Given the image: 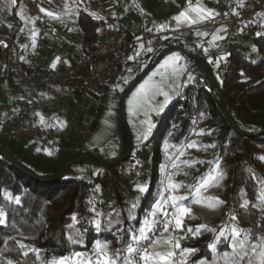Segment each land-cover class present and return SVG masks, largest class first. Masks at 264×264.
<instances>
[{
  "label": "trees",
  "instance_id": "16d2710c",
  "mask_svg": "<svg viewBox=\"0 0 264 264\" xmlns=\"http://www.w3.org/2000/svg\"><path fill=\"white\" fill-rule=\"evenodd\" d=\"M12 9L16 10L15 2ZM77 23L83 40H96L105 20L82 9ZM165 43L183 46L179 41L167 40ZM226 44L230 50L221 87L227 108L236 120L235 113L257 120L261 108L264 109V34L253 36V47L259 52L258 55L250 54L235 40L231 39ZM156 57L157 54L153 53L139 55L136 61L121 70L114 84L119 95L117 118L121 93ZM146 58L147 61H144ZM141 63L146 64L141 66ZM200 77L202 80H199ZM200 77H194L185 97L178 96L168 106L145 141L140 142L132 131V152L116 165H88L95 169L82 175L74 173L72 169L73 173L69 172L62 180L44 182L27 175L0 154V210L5 217V223L0 224V264H7L8 261L14 264H41L42 257L49 263L68 257L74 251L92 252L97 244H106L108 254L118 255L117 264H124L126 258L130 264L131 253L127 252L129 240L133 234H138L149 211L159 201L163 184L162 168L175 158L179 144L194 132L199 123L203 132L219 131V142L211 158L213 162H219L220 171L227 179L222 194L224 214L226 217L235 216V227L247 230L237 240L248 235L245 248L249 251V259L253 258L254 254L248 246L257 243L258 237H264V206L254 207L263 180L257 178L254 162L257 156L264 154V135H243L232 127L221 110L218 91L209 86L204 75ZM193 87L198 90L195 98L192 97ZM241 126L251 132L259 131L248 124ZM0 142L39 174L58 171L70 154L62 156L60 151H53L49 160L41 159L33 164L21 155V146L17 145L19 142ZM89 151L103 156L97 147L89 148ZM114 157L116 155L107 158ZM130 183L139 184L146 191L140 192L138 186L133 189ZM8 194H11V198ZM16 197H19V202ZM245 200L249 202L248 206L242 208ZM133 204L135 207H132ZM202 222V216L192 211L185 216L183 229L195 230ZM205 226L197 233L199 237L194 242L183 243V246L196 250L186 260L187 264L239 263L242 260L239 256L230 255L227 261L223 257L224 253L233 251L231 236L228 240L221 237L213 254L208 246L216 236L204 240L208 233V226ZM167 234L158 239L152 252H157L162 246L169 247ZM21 244L27 247L21 248ZM25 252L27 255L23 254Z\"/></svg>",
  "mask_w": 264,
  "mask_h": 264
},
{
  "label": "built area",
  "instance_id": "2783aa9c",
  "mask_svg": "<svg viewBox=\"0 0 264 264\" xmlns=\"http://www.w3.org/2000/svg\"><path fill=\"white\" fill-rule=\"evenodd\" d=\"M39 14L41 20L39 37L34 47L28 48L24 43L18 41L13 35L0 34V57L3 58L16 81L21 85L19 104L16 111L0 122V132L7 140L12 142H30L36 149L46 154L47 151H59L60 137L57 129L52 123H42L34 111L38 103L39 90L43 85L54 86L62 81L67 74L78 71H85L87 79V89L95 88L101 84H115L123 68L130 65L126 61V54L131 46L140 40L150 45L152 50H161L167 40L186 41L192 38L193 27H179L171 31H158L153 28L145 31L140 39L125 38L124 26L121 23L119 11V0H95L99 2L100 10L104 14L105 23L99 28L96 40H83L75 56L62 51H46V39L53 38V20L47 15V0H28ZM213 12L218 13L210 19H204L201 26L209 31L223 28L224 33L220 37L218 44L224 45L233 39L236 31L244 26L253 36L264 34V0H207ZM43 8L45 11H41ZM117 12L116 17L110 13ZM60 29L64 28L59 24ZM259 33V35H258ZM196 54L205 58V54L197 50ZM55 67H52V65ZM187 72L193 76H202L195 61L187 66ZM189 87V86H188ZM188 89V88H187ZM187 89L180 93L179 97L186 96ZM198 95V90L193 87L192 97ZM200 130L199 124L193 133H190L179 144V149L183 150L193 140L196 132ZM249 154L247 150V155ZM174 165L170 162L166 165L163 174V184L159 201L169 200L171 196L179 197L180 192L169 188V176L174 172ZM178 204V201L176 202ZM171 214L175 209L171 202L166 205ZM171 218V217H170ZM157 219L163 220V216L158 215ZM166 233L171 235V251L175 253L169 259L175 264L187 260L186 254L181 255V247L175 248V243L180 245L178 240L181 234L179 228L175 227L173 219L167 232L164 231L163 223H158L155 230L150 233L151 240H158ZM138 235V234H137ZM150 241L140 242L141 250L147 248ZM129 245H138L129 240ZM152 251V248L150 249ZM97 253L93 252L90 259L95 261ZM88 259V258H87ZM86 261V259H85ZM249 257H244L238 264H248ZM143 264L139 254L131 253V264Z\"/></svg>",
  "mask_w": 264,
  "mask_h": 264
},
{
  "label": "rangeland",
  "instance_id": "374dc122",
  "mask_svg": "<svg viewBox=\"0 0 264 264\" xmlns=\"http://www.w3.org/2000/svg\"><path fill=\"white\" fill-rule=\"evenodd\" d=\"M48 5L47 9L51 10L54 13H59V15H63L66 11H68L67 5H69L71 2H66L64 4V9L60 7H56V1L54 0H47ZM73 3V16H69L66 18L68 21V26L70 28V31L75 32L77 37L81 38V32L78 28V25L75 20V16L77 11H80L82 9L87 10L84 6H82L78 0H71ZM172 2L173 0H132V3H129L130 0H124L121 4V15H122V23L125 25L134 35L141 34L145 29L149 28H156L160 25H164V29L168 27H182V26H188L190 27V22L185 21L183 18L178 23L174 17H176L180 12H186V14L192 15L194 19L199 22L203 23L204 16L201 14L200 11L197 10H212L211 5L209 2H205L204 0H199L195 2L194 0H190L191 5L187 4V0H176L179 3L178 8L168 9L167 4L169 2ZM13 2L16 3V10L13 12L11 11V4H8L7 0H0V6L5 10V14H8L11 18H20L23 22L20 26V33H23L26 38L22 39L23 43L29 47H34L35 42L37 38L39 37L40 32V26H41V20L39 17V14L35 12L33 9V6L30 2L24 1V0H13ZM65 2V1H64ZM98 4H93L92 9L88 10L92 15L97 17L104 18V14L101 12L100 8L97 6ZM31 6V7H30ZM63 8V7H62ZM66 9V10H65ZM1 11V10H0ZM13 12V13H12ZM11 13V14H10ZM61 13V14H60ZM1 14V12H0ZM112 17L117 16V12L110 13ZM5 20L0 17V33H5L3 30V27H6L11 24L10 21L7 23L4 22ZM244 27V26H243ZM220 29V28H219ZM203 30V32L206 30V28H200V31ZM208 30V29H207ZM242 45L246 51H248L250 54L252 53V50H255L253 47V35L248 32L245 28H242ZM194 35L198 30L193 29ZM202 32V31H201ZM205 33V32H204ZM30 39V42L29 40ZM190 40L186 41H180L184 49L194 51L196 50L194 48V44H189ZM78 42V41H76ZM200 43L199 40H194V43ZM82 42H78L79 45H81ZM138 43H135L132 48H137ZM132 51V50H130ZM130 51L127 52L126 58L129 59ZM158 55L159 52H156ZM5 61V60H4ZM0 60V71L11 73L9 67L6 66V61L4 62ZM6 63V64H5ZM151 72V71H150ZM217 76L216 78L220 80L217 73H215ZM64 79L66 80L65 83H58L53 86V90L55 93V106L53 109V124L55 127L60 131V133H64V135L70 136V139L72 142H77L79 139L84 140V138H87L88 135L91 134V130L89 129L91 127V124L93 123L95 117L98 115H104L108 111V94H107V88L110 86H113V84L105 83L101 84L99 86H96L92 89H87V79L85 76L84 71H78L74 74H68L64 76ZM161 84V87H158L156 91H153V95L156 97L159 93H166L167 92V81H161L159 82ZM162 84H164L162 86ZM139 86V85H138ZM136 87L132 92H138L139 87ZM74 90V93H73ZM137 94V93H136ZM75 96V97H74ZM155 97L147 98V99H141L139 103V114L140 118L138 120L139 124H146L150 121L153 122V125H156V122L160 120V117L162 116L165 109V96L163 95V99L161 103L155 102ZM168 101V97H167ZM168 108V106H167ZM237 120L239 121V124L250 125V128L254 130H261L264 129V109L261 108V113L259 119L255 120L252 119L246 115H241L240 113L234 114ZM159 119V120H158ZM157 122V124H158ZM146 131H149L152 127V125L143 126ZM199 127L201 128V123H199ZM202 133V134H201ZM0 140L4 143H9L6 136L2 133H0ZM198 140H201V144L199 145L200 151H207L209 153L205 154L204 156H207L211 158V155L213 152H215L217 148V143L219 142V131L209 130L207 132H203L202 129L198 130L196 134L194 135L193 140L189 143L192 144L193 142H197ZM188 144V145H189ZM187 147L183 150L178 149L177 154L175 158H173L170 162L174 165L175 169L172 175L169 176V181L172 183L178 185L176 190L180 192L179 197H186L189 198L185 202L183 200H178V205H184L185 207H188L192 211L198 212L202 216V225L208 226V233L205 235L204 240L212 239L213 237L217 236L219 234V231L224 226H234L235 223L234 220L231 217H226L224 214V203L215 205V206H208L207 204V198H219V200L223 201L222 194L224 192V186L226 183V176H223V179L219 181V184H210L207 187L201 188L199 193L196 192V188L202 183L203 179L207 177L208 175H205L203 179L200 181V176L193 175V180H191V175L187 172V167H178L179 160L178 157H182L183 162L189 158V160H193L191 156L193 147ZM214 145V146H212ZM196 150V149H194ZM252 150H255L254 147H252ZM259 157H264V154L257 156L256 161L254 162L255 170H257V178L259 180H262L264 182V161H262ZM212 159V158H211ZM169 162V163H170ZM213 162V160H212ZM168 164V163H167ZM191 165H195V162L192 161ZM81 165H77L73 168V172H75V169ZM166 165L162 168V176L161 180L163 183V174L165 170ZM70 171V173H73ZM259 172V173H258ZM196 180H199L198 183H196ZM136 186H140L139 184L130 183L131 188H136ZM261 187V186H260ZM184 194V195H183ZM191 200V201H190ZM194 200H201L202 203H195ZM190 201V202H189ZM224 202V201H223ZM186 203H189V205H186ZM152 210V209H151ZM150 210V211H151ZM149 211V213H150ZM176 215L179 212L177 209H175ZM179 216H181L179 219L182 220V227L179 228L181 234L178 237V240L180 242L181 249H194L193 247L189 246H183V243L188 242H194L199 235L195 234L193 235V232H189L188 230L183 229V220L186 216V214L179 213ZM148 219H151V217L148 215ZM219 228V229H218ZM215 229V231H212ZM168 240L170 239L171 235L168 233ZM164 238V237H163ZM161 239V238H160ZM169 247H160L157 251V253H165L169 252L172 249V244L169 243ZM195 250V249H194ZM96 252V249L92 252H77L74 251L71 255L68 256V258H71L70 264H77L76 258L74 257L75 253H82L83 256L80 258L81 260H87L89 259L90 255ZM196 250L190 254H186V259L189 260ZM98 254V253H97ZM41 264H49L45 261V258L42 257L40 260ZM131 264V263H130ZM161 264H172L169 260L167 262H161Z\"/></svg>",
  "mask_w": 264,
  "mask_h": 264
},
{
  "label": "crops",
  "instance_id": "0c3cea01",
  "mask_svg": "<svg viewBox=\"0 0 264 264\" xmlns=\"http://www.w3.org/2000/svg\"><path fill=\"white\" fill-rule=\"evenodd\" d=\"M28 1V0H24ZM56 1V7H60L63 11L64 9V4L66 2H69L68 0H54ZM65 1V2H64ZM79 3L87 8V10L92 9L94 1L95 0H78ZM124 0H119L118 1V6H119V11L121 8V4ZM195 2L199 3V0H194ZM205 2H208L207 0H204ZM8 4H11L12 8V3L13 0H7ZM29 2V1H28ZM70 4L67 5L68 11H66L63 15H59V13H54L51 10L47 9L48 12H51L54 14V16H51L53 20V38L52 41L46 39V44H45V50L48 52H53V51H62L70 56H75L78 52V49L81 45L78 44V42L83 41L82 37V32H81V38L77 37L75 32L70 31V28L68 26V21L66 20L67 17L73 16V3L70 0ZM97 3L98 7L100 8L99 2L95 1ZM129 3H132V0H130ZM187 4L191 5L190 0L186 1ZM31 7V6H30ZM63 7V8H62ZM179 7V3L176 0H173L172 2L170 1L167 4L168 9H175ZM0 17H2L5 21L8 22L10 21L11 24L3 27V30L5 33H0L4 35L11 34L13 35L18 41L22 42V39L26 38V36L23 33H20V26L22 25V21L20 18H11L8 16V14H5V10L0 6ZM66 10V9H65ZM13 11V9H11ZM14 12V11H13ZM12 12V13H13ZM80 11H77L75 16V20L77 23V17L79 15ZM11 14V13H10ZM121 14V11H120ZM69 15V16H68ZM192 20H195L192 15L187 14ZM207 13H205V16ZM55 17V18H54ZM122 18V15H121ZM122 23V20H121ZM202 23V22H201ZM201 23L196 22V23H190V27H193L194 25L197 27L195 30H198V32L195 33L193 32V29L191 31L192 33V38L188 42L189 44H194V48L196 50L190 51L186 50L191 53V54H196L197 50L202 51L205 54V59L207 62L211 65L210 68L212 69L214 75L217 73L219 76L220 80L218 82L221 85L222 82V77H223V72L225 71L227 64H228V57H229V50L230 47L228 44L224 45H219L218 41L220 37L224 33L223 28H217L215 30H203L200 31V28H203L201 26ZM59 24H63L64 28L60 29L58 26ZM123 24V23H122ZM78 25V23H77ZM124 26V37L125 38H135V39H140L144 32L153 28L145 29L141 34L134 35L130 33L131 31L125 26ZM182 27H188V26H182ZM179 27H168L166 30L162 31H171ZM156 29V28H155ZM242 28H239V30L236 31L235 36L233 37L232 40L237 41L238 43L242 44ZM14 32H17L14 34ZM199 40L200 43H194V40ZM30 42V39H28ZM78 41V42H76ZM168 41H176V40H168ZM180 42V41H179ZM138 43L137 48H132V45L130 50V57H133V59H127L126 61L129 62L130 64L134 61H136V58L140 55L147 56L149 53L156 54V52H161L163 50H166L167 47H169V44L164 43L163 47L161 50H152L150 45L147 44L145 41L140 40ZM184 48V46H181ZM151 49V51H149ZM139 53V55H137ZM252 55H258L259 52L255 50H252ZM173 54L178 55L180 58L179 60L175 61H169L167 64H165V60L167 57L173 56ZM0 60L4 61L3 58L0 57ZM147 61V58L144 60ZM193 58L191 55L188 53H185L180 50H168L164 52L162 55L159 63L149 72L146 77L141 81L139 84V91L138 92H131V94L127 98V118L130 123L131 129L135 135V137L140 141H145L154 128L157 125H153V122L150 121L146 124H139V103L140 100L147 99V98H152L155 97L153 95V91L161 87V84L159 82L166 80L167 84H165L167 87V94H168V101L163 103V94L159 93L155 97V102L156 103H161L165 104V109H167V106H169L179 95L181 92L186 90L190 84H192L193 79L195 76H193L191 73L187 72V66L193 63ZM5 62V61H4ZM6 64V63H5ZM146 63H141V66H145ZM6 69H7V65ZM176 68L178 69L177 72H174L173 69ZM83 72V70H82ZM85 73V71H84ZM74 74V73H73ZM68 75V74H67ZM189 75H191V79L189 78ZM86 76V73H85ZM200 77V76H198ZM215 77H217L215 75ZM199 80H202V77H200ZM66 80L62 79L60 83H65ZM147 82V83H146ZM67 83V82H66ZM56 85V84H55ZM141 85H145V88L141 90ZM164 84H162L163 86ZM20 91H21V85L16 81L15 77L13 76L12 73H7L6 72H1L0 71V122L9 116L10 114L14 113L18 107L19 104V96H20ZM107 94H108V111L104 115H98L96 116L91 124V127L89 128L91 130V134L88 135L87 138H84V140L79 139L77 142H72L70 139L69 134L66 136L64 133H60V131L57 129V132L60 137V145H59V151L61 152L62 156H64L67 153H72L75 151H80V150H89V148H94L97 147L99 152L105 156V157H110L111 155H117L120 152L121 148V138H120V129H119V117L117 118V107H118V102H119V95H118V89L116 86H110L107 88ZM154 91V92H155ZM74 93V90H73ZM137 93V94H136ZM75 94V93H74ZM135 94V95H134ZM75 97V96H74ZM55 93L53 90V86H48V85H43L40 87L39 90V99L38 103L34 107V111L41 120L42 123H52L53 124V118L54 115L53 109L56 104L55 102ZM132 101L130 104L129 102ZM119 115V114H118ZM159 120V119H158ZM152 125L151 129L149 131H146L143 126H148ZM1 133V132H0ZM145 133H147V137L145 138ZM2 138V137H0ZM201 140H198L195 142L196 147H193V151L191 156L193 160H187L183 162L182 164V157H178L179 164L178 167H187V173L192 174L191 175V180H193V175L200 176V181L203 179L205 175H208L210 171H212L215 162H212V159L204 156L205 154L209 153L206 151L201 152L199 145L201 144ZM18 146H21V155L24 156V158L33 164L39 163L38 160H43V159H48L49 156L53 153V151L49 150L46 152V154L42 153L40 150L36 149L30 142L28 141H23L19 142L17 144ZM196 149V150H194ZM192 161L195 162V165H191ZM95 168L88 166L86 164H82L81 166L77 167L75 169L74 173H77L79 175L85 174L87 172L93 171ZM227 181V179L225 178ZM199 180H196V183H198ZM184 195V194H183ZM188 198L185 197V202ZM191 201V200H190ZM189 201V202H190ZM187 202V201H186ZM186 205H189V203H186ZM184 206V205H183ZM175 211V210H174ZM179 212L177 213L176 217L180 218L181 216L178 215Z\"/></svg>",
  "mask_w": 264,
  "mask_h": 264
},
{
  "label": "snow or ice",
  "instance_id": "6c2138e0",
  "mask_svg": "<svg viewBox=\"0 0 264 264\" xmlns=\"http://www.w3.org/2000/svg\"><path fill=\"white\" fill-rule=\"evenodd\" d=\"M40 10L45 11V9H43V8H41ZM197 11H200L202 15L204 12H206L207 15L204 16L205 19H210V18L214 17L215 15H218V13H215L212 10H197ZM46 14L50 15V16H54V14L51 12H48ZM182 18L185 21L190 22V23H196L197 22L196 20H192L186 14V12H183V11L180 12L176 17H174V19L178 23L181 21ZM164 27H165L164 25H160L157 30L162 31L164 29ZM258 35H259V33H258ZM149 51H151V49H149ZM137 55H139V53H137ZM129 59H133V57H129ZM179 59L180 58L178 57V55L173 54V56L166 58L165 64H167L169 61H175V60H179ZM52 67H55V65L53 64ZM173 71L177 72L178 69L174 68ZM189 78L190 79L192 78L191 75H189ZM144 88H145V85H141V90ZM163 95L166 98L165 102H167L168 94L163 93ZM129 103L131 104L132 101H130ZM144 135L146 138L147 133H145ZM212 146H214V145H212ZM188 147H190V148L196 147V144L193 142L192 144H189ZM259 158L262 161H264V157H259ZM249 171L251 172V169H249ZM223 176H224V174L222 171H220L219 162H215L212 171L209 172L208 176L205 177L203 179L202 183L196 188V192L199 193L201 188L207 187L210 184H219V181L223 179ZM168 186H169V188H171L173 190H175L178 187V185L172 183L171 181H169ZM138 188H139L140 192L146 191V188L143 186H138ZM8 196H9V198H11V194H8ZM15 199L17 202H19V197H16ZM183 199H185V198L184 197L171 196L169 198V200L158 201L149 213V216L151 217V219L146 218L144 223L142 224V226L138 230V235L133 234V236H132V240L138 246L132 247L131 245H129L127 247V252L139 254V258L143 262V264H161L162 261L167 262L169 257L174 256L175 253L172 251L165 252V253H157V252L150 251V249L158 243V240H151L150 239V233H152L155 230V226L158 223H163L164 231L167 232L169 229V226L173 222V219L175 221V227L176 228L182 227V220L176 217V211H173L170 214L166 205L169 202H171L172 208L177 209L179 211V213L186 214V215L190 214L191 213L190 208L185 207L182 204L178 205L176 203L178 200H183ZM257 201L258 202H257V204L254 205V207L264 206V182H261V187L257 193ZM194 202L195 203H202L203 201L194 200ZM222 203H224V202L219 200V198H207L208 206H215V205H219ZM248 203L249 202L247 200H245L244 203L241 205V207L242 208L247 207ZM132 207H135V205L133 204ZM158 215L163 216V220L157 219ZM231 218L233 220L236 219L235 216H233ZM73 219L75 220V217H73ZM3 223H5V217H4L3 211L0 210V224H3ZM97 227H99V223H97ZM201 228H206V226H204V225L198 226L195 230L189 228L188 231L193 232V235H195V234L200 232ZM212 231H215V229H213ZM246 232H247V230L238 229L234 226H227L226 225L223 228H221V230L219 231V234L216 236L215 241L212 244H210L208 247L211 248L213 251V254H215V245L217 242H219L221 237H223L224 240H228L229 237L231 236V240H232L231 247H232L233 251H232V253H227V252L224 253L223 257L225 258L226 261L230 255L231 256H239L240 259H243L244 257L249 256V251L246 250V248H245L246 242L248 241V235H245L242 240H237V237H239L241 233H246ZM69 239H71V237H69ZM142 241H150L148 247L143 248V250H141V248L139 247L140 242H142ZM168 243H172V241L170 240V241H168ZM20 247L25 248L27 246L21 244ZM174 247L179 248L180 245L178 243H175ZM248 247L250 248L251 253L254 254V257L249 259L248 264H264V237H258V242L251 244ZM96 251H97L98 255H97V258L95 259V261H93L90 258L87 259L86 261L81 260L80 258L83 256V254L82 253H75L74 257L76 258L77 264H117V261L119 259L118 255L113 256V255L108 254L106 244L105 245L97 244ZM194 251H195L194 249H183L181 252V255L190 254ZM23 254L27 255V252H25ZM214 259H215V255H214ZM70 260H71V258L62 257L59 259H54L53 261L49 262V264H70ZM7 264H14V262L8 261ZM124 264H129V261L127 260V258L125 259ZM133 264H134V262H133ZM181 264H187V261L186 260L181 261ZM227 264H238V261H228Z\"/></svg>",
  "mask_w": 264,
  "mask_h": 264
},
{
  "label": "water",
  "instance_id": "95a60500",
  "mask_svg": "<svg viewBox=\"0 0 264 264\" xmlns=\"http://www.w3.org/2000/svg\"><path fill=\"white\" fill-rule=\"evenodd\" d=\"M168 50H180L188 53L192 56L193 60L197 63L199 71L207 79L209 86L212 89H216L220 96V107L226 116L229 124L234 127L239 133L243 135H264V129L256 132H251L244 129L237 120L232 116L227 108V102L225 94L218 80L216 79L212 69L209 67L208 62L205 58L198 54H191L186 49L178 45L169 46L166 50L159 52L155 60L141 72V74L121 93L120 96V111H119V129L121 138L120 152L114 158H107L105 156H98L89 150H80L72 152L68 155L65 165L58 171L51 174H39L33 169L22 163L8 148L6 145L0 142V154L9 160L14 166L22 170L27 175L44 182H55L62 180L72 169L77 165H92V166H103V165H116L127 158L134 147V140L132 129L127 118V98L131 92L141 83L146 75L159 63L164 52Z\"/></svg>",
  "mask_w": 264,
  "mask_h": 264
}]
</instances>
